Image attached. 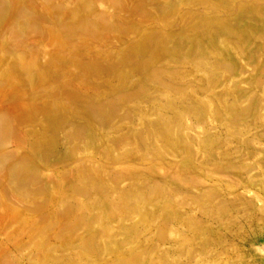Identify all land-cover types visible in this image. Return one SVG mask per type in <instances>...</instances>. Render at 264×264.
<instances>
[{"label": "rangeland", "instance_id": "obj_1", "mask_svg": "<svg viewBox=\"0 0 264 264\" xmlns=\"http://www.w3.org/2000/svg\"><path fill=\"white\" fill-rule=\"evenodd\" d=\"M0 264H264V0H0Z\"/></svg>", "mask_w": 264, "mask_h": 264}]
</instances>
